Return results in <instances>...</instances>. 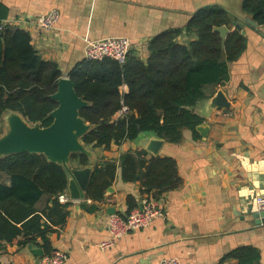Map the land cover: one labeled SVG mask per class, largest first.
I'll return each instance as SVG.
<instances>
[{"label":"crops","instance_id":"crops-1","mask_svg":"<svg viewBox=\"0 0 264 264\" xmlns=\"http://www.w3.org/2000/svg\"><path fill=\"white\" fill-rule=\"evenodd\" d=\"M241 2L0 0L8 8L4 22L28 31L33 46L44 59L58 63L62 76H69L85 60L88 40L105 36L128 37L132 54L146 60L154 36L184 28L191 16L206 6L225 8L232 16L230 31L241 24L247 38L241 56L229 63L228 80L215 88L208 86L207 97L195 105L203 122L195 131L185 128L180 142L164 139L158 148L156 155L176 160L183 180L177 189L157 199L164 216L102 248L111 238L110 216L129 214L128 197L134 196L139 206L152 197L142 193L140 182L124 181L120 169L101 201L88 198L87 192L85 198L73 199L68 186L63 193L69 197L66 224L49 235L53 251L67 254L65 264H158L167 257H177L181 264H236L225 257L240 246L258 248L260 264H264V224H255L252 216L259 210L256 197L264 195V26L253 27L246 21L252 17L242 11ZM54 8L61 18L54 29L43 30L36 18ZM185 37L180 42H185ZM121 89L128 91L126 85ZM219 90L229 107L212 106ZM199 126L204 127L203 132ZM152 137L159 136L145 132L134 141L112 144L108 149L84 143L93 159L82 166L70 162L69 183L70 169L93 170L101 160L118 161L125 152L146 151L143 145ZM45 254L41 238L25 247L0 241L1 264H39Z\"/></svg>","mask_w":264,"mask_h":264},{"label":"trees","instance_id":"trees-1","mask_svg":"<svg viewBox=\"0 0 264 264\" xmlns=\"http://www.w3.org/2000/svg\"><path fill=\"white\" fill-rule=\"evenodd\" d=\"M241 8L264 26V0H242ZM7 16L8 8L0 3V118L15 111L30 124L49 126L53 121L49 114L58 106L51 95L57 90L61 69L57 62L42 57L28 31L5 23ZM224 25L232 29L231 14L221 6H206L184 28L154 36L146 60L131 51L124 64L114 59L83 60L69 75L79 96L89 102L80 110L92 125L83 142L108 149L154 132L177 143L185 128L195 131L203 122L195 105L207 97L208 86L215 88L228 80L229 63L246 47L247 38L238 29L223 39L216 27ZM182 36L185 42H180ZM123 85L127 92L122 91ZM123 106L129 107L128 114H120ZM71 162L86 165L89 156L75 153ZM118 169L124 181L140 182L142 193L155 199L183 181L174 158L128 151L118 161L101 160L94 167L87 197L103 200ZM68 186V168L48 161L43 153L0 157V241L25 247L41 238L45 255L51 254L49 235L66 224L69 214V203L59 199ZM127 201L128 213L139 207L134 196ZM226 259L260 264L261 253L254 246H240Z\"/></svg>","mask_w":264,"mask_h":264},{"label":"water","instance_id":"water-1","mask_svg":"<svg viewBox=\"0 0 264 264\" xmlns=\"http://www.w3.org/2000/svg\"><path fill=\"white\" fill-rule=\"evenodd\" d=\"M246 21L253 27L258 23L252 18ZM235 29L245 34L241 24H235ZM222 38L225 39L230 29L227 26L216 27ZM58 106L50 112L53 119L49 126L42 127L39 123L30 124L24 117L15 111L8 112L4 117L7 123L5 133L0 136V157L22 152L43 153L48 161L55 162L69 168L72 154L84 153L93 159L82 140L92 128L80 115V110L89 102L79 96L75 83L70 76H62L57 83V90L51 95ZM212 106L217 108L229 107L227 97L219 90L212 98ZM203 126L198 129L204 131ZM164 139L152 137L149 144H144L146 151L156 155ZM92 168L70 169L71 180L69 183L70 195L73 199L86 197V191L92 175ZM255 224H264V209L252 213ZM42 254V252H41Z\"/></svg>","mask_w":264,"mask_h":264},{"label":"built area","instance_id":"built-area-1","mask_svg":"<svg viewBox=\"0 0 264 264\" xmlns=\"http://www.w3.org/2000/svg\"><path fill=\"white\" fill-rule=\"evenodd\" d=\"M61 18V12L54 8L48 10L36 18V24L43 30L49 31L56 27ZM132 47L131 40L126 36H105L98 39L88 40L85 45V59L89 61H103L114 59L121 64L127 61ZM129 107L123 106L120 114H128ZM61 202H67V194L59 196ZM259 210L264 209V195L255 199ZM164 216V211L159 201L155 198H146L142 204L131 210L126 216L112 214L109 218L108 230L111 238L101 244L102 248L114 244L116 239L127 233L140 228L147 227L154 219ZM67 254L61 250L53 251L51 254L40 257L39 264H65ZM158 264H181L177 257H167L160 260Z\"/></svg>","mask_w":264,"mask_h":264},{"label":"rangeland","instance_id":"rangeland-1","mask_svg":"<svg viewBox=\"0 0 264 264\" xmlns=\"http://www.w3.org/2000/svg\"><path fill=\"white\" fill-rule=\"evenodd\" d=\"M6 128H7V123H6L5 117H1L0 118V136L3 133H5Z\"/></svg>","mask_w":264,"mask_h":264}]
</instances>
